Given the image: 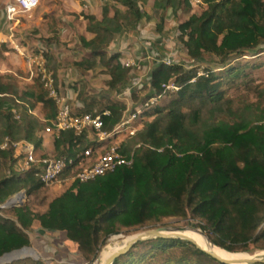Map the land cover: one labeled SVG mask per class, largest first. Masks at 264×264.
Listing matches in <instances>:
<instances>
[{"label": "trees", "instance_id": "1", "mask_svg": "<svg viewBox=\"0 0 264 264\" xmlns=\"http://www.w3.org/2000/svg\"><path fill=\"white\" fill-rule=\"evenodd\" d=\"M114 1L122 10L110 16V6H104L100 20L86 17L88 31L94 36L80 40L86 56L71 63L82 75L97 66L104 68L98 74L108 76L104 82L107 90L95 97L84 92L80 84L78 90L73 87L77 91L74 100L82 104L67 102L75 115L108 110L110 115L104 117L103 128L108 132L120 123L125 108L112 94L128 87L130 72L119 54H108V47L115 36L136 30L146 16L142 11L145 0ZM188 1L160 0L156 8L175 15ZM204 2L206 9L178 29L189 56L195 61L205 60L209 67L198 77L183 64L160 63L152 68V89L143 103L161 95L160 85L173 76L179 91L163 107L145 112L146 116L153 114L154 120L119 146L122 154L132 156V165L118 167L86 183H72L73 188L54 199L42 214L32 215L27 207L0 208V258L29 245L27 232L34 220L43 230L64 232L87 263L96 260L110 236L123 229L153 228L165 218L196 222L209 241L227 253L264 251V104L262 108L245 107L246 96L241 91L257 93L260 85L239 62L232 63L264 53V0ZM55 43L44 39L39 47L44 49L47 69L54 78L56 61L51 49ZM156 53L163 58V52ZM215 59L222 71L213 70ZM231 89L240 92L232 97ZM8 91V86L0 88L4 97L0 98L5 99L0 100V144L8 137L13 142L31 144L36 152L42 143L38 132L43 124L28 113L29 106L23 100L45 106L49 120L55 118L57 107L39 79L22 93V103H17ZM12 108L19 120H15ZM20 132L22 135L17 136ZM96 145L87 134L76 136L72 131L60 132L52 142L55 159L73 158L76 164L88 148ZM0 156V205L22 189L32 195L44 187L40 162L18 172L15 166L19 156L13 148L0 150ZM74 174L71 167L59 179ZM0 264L48 263L26 258ZM113 264L225 263L188 241L158 238L135 244Z\"/></svg>", "mask_w": 264, "mask_h": 264}, {"label": "rangeland", "instance_id": "2", "mask_svg": "<svg viewBox=\"0 0 264 264\" xmlns=\"http://www.w3.org/2000/svg\"><path fill=\"white\" fill-rule=\"evenodd\" d=\"M2 1L3 3L7 2V0H0V2ZM159 1L160 0H145L143 4L142 2H138V3L142 4V11L146 12L148 8L156 7ZM110 2L111 4H113L109 8L110 16L114 14L115 10L117 9L122 10V8L114 0H110ZM191 3H192L191 0H189L187 6L182 7V9L177 14L175 15L172 14V17L170 19L168 18L166 19V17L164 18L163 16H161L163 13L165 15L166 12H162V9L158 7L157 12L159 15L157 14L156 16L158 22L157 24L151 27L152 29L151 28L148 29L150 33L135 35L134 38L135 41H133V43L131 42L123 43L122 53L120 54L118 53L122 57L121 61L123 66L125 67L126 63H135V65H137L138 68L125 67L130 71L129 79L131 80V85L130 87L128 86L124 90H121L117 94L115 93L112 94V98L118 100L119 102H122L125 105V108L122 113L123 116L121 121H123V119H125L130 114H132L131 112L132 108H134L133 113L137 110H140V107L143 103L142 101L145 100L146 96L149 94L150 90L152 89L150 83V74H148L149 71L148 67L152 68V66L151 65L143 66V62H146L147 64L150 62L151 64L155 63V61H153L152 58L154 55L157 54L156 53V50H158L157 48L162 47V50L165 53L162 60H165V58L166 59L170 58L173 63L183 64L186 70L188 71L193 70L196 73L197 77L202 76L205 73V70L209 67V64L205 60L195 61L194 59H192L188 54L187 48L183 45V43L180 41L179 38L181 31L178 28L181 26V24H184L192 16H199L206 9L207 6V3L204 2V0H202L203 4L199 6H193ZM17 25H19V23H17ZM152 32H155L156 34L152 35ZM69 34L70 31L68 30L65 36H69ZM64 39H67V37H65ZM17 43L20 45V39H17L16 44ZM112 44L113 43H111V45L108 47L110 49L109 51L111 52L115 50V47L113 46L114 44L113 45ZM23 61L25 62V60ZM69 62L72 63L70 57H65V58L62 57L60 59V65L63 66L64 70L65 69L67 70L68 67L67 64H69ZM214 62L215 63L218 62V59H215ZM237 62H239L242 68L246 69L245 71L247 74L250 73L249 76L255 81V83H258L260 85L259 92L257 93L254 92V93L246 94V91H241L242 94H245L243 96H246L245 107L249 106L250 108H256V107L262 108L264 104V53L258 54L256 56L247 55L233 61L232 63L234 64ZM5 64L10 65V61L8 62L4 57L1 56L0 66L2 70H4L7 67L4 66ZM251 65L256 66V68L251 69ZM212 68L216 72L223 70V67L218 63L213 64ZM27 71L29 73L28 67H27ZM29 77L33 78L32 85L37 84L38 78L36 76L29 75ZM24 79H25L24 74L19 71H16L15 75L12 72H4V71L2 73L0 72V88H5V86H8L9 88L8 93L11 96L17 98L18 99L17 101L21 102L19 98L22 97V93L25 91V86L27 85ZM95 79L97 80H94L93 82H89L88 84H84L83 90L84 92L90 93L92 96L98 97L101 94V92H104V90L107 89L105 84L102 81H100V78L97 77ZM107 79L108 76L104 75V82ZM173 79H175V76H173L167 83L160 85V87L163 89L161 95L147 98V100H152V99L159 100L157 107L158 106L163 107L168 102V100H170L172 95H175L179 91V87L174 83ZM71 80L74 79L71 77ZM240 82L242 81H239L238 83ZM54 84H55V89L59 96L64 98V100H74L69 98V95L73 93L72 92L70 93L68 89H62V90L58 89L57 84L55 82V78H54ZM173 88H175V90H171ZM238 92H240V89H231L229 91V95L232 97L237 96L239 94ZM75 94L77 95L76 92ZM76 95L73 96V98H75ZM3 98H0V100L5 101V99ZM23 101L33 106V102L31 100L26 99ZM143 112L144 111H142V113ZM47 113L50 114L48 110ZM154 118L155 116L153 114H151L150 116L143 115L140 119L141 121L139 120V118H137V121H135L134 127L132 128V134H135L138 130H140L143 127L144 124L151 122L152 120H154ZM53 119L49 121H40L36 119L38 122H41L43 124L42 130L39 131L38 133L40 134L44 132L45 128L48 127L49 122L52 121ZM132 134H129L128 132H124L116 135L113 138V144L117 146H121V143L124 140H127V138ZM20 135H22L21 132L17 136ZM95 137L96 135L90 132V139H93ZM19 142H25V141H19ZM27 144L29 146H32L29 143ZM51 150L52 151L49 152L36 150L35 162L38 163L42 159L56 157L57 154L53 152V146ZM105 151H107V149H105L104 152ZM100 153H103V151H101ZM97 155H98L97 153H93V156L90 158L89 161H87L86 165H89L91 162H93L96 159ZM1 160H3L2 156H0V161ZM84 162H82V164ZM36 163H34L33 165H35ZM15 168H17V166H15ZM70 178L59 180L58 182H54L48 186H44L32 195H27L26 191L22 189L16 192L13 196H11L6 202L1 204L0 208L4 204H6L9 200L14 199L18 195H20L21 197L18 200H16L15 207H27L29 213L32 215L42 214L47 210L48 205L54 199L60 197L65 192L73 188L72 183L69 182ZM196 224H197L196 222L187 219L182 220L179 218H165L162 220L161 223L157 224L153 228H142L137 231L133 229L132 230L123 229L118 235H112L109 238H107L104 244L102 245L101 249L99 250L96 260L93 261L92 263H87L80 255L77 245L69 241L66 238L64 232H50L47 230H43L39 222L37 220H34L32 221L29 231L27 232L29 236V245L23 247L26 248L27 250L21 256L34 260L41 259L48 264H100L99 262L100 257L104 255L106 252L110 251L112 248L127 241L129 238L135 236L136 234L158 228L182 229L184 231L183 234L194 235L197 238H199L202 243H205L206 238L200 233V231L202 232V230L197 228ZM236 255L241 256L240 259H248V258L262 256L264 255V251H252V253L236 254ZM219 257L223 258L222 256Z\"/></svg>", "mask_w": 264, "mask_h": 264}, {"label": "crops", "instance_id": "3", "mask_svg": "<svg viewBox=\"0 0 264 264\" xmlns=\"http://www.w3.org/2000/svg\"><path fill=\"white\" fill-rule=\"evenodd\" d=\"M9 2V0H7L6 3H3V1L0 2V59L2 56L8 62L10 61V65H4L7 66L4 70H2L0 66L1 73L3 71L12 72L14 75L16 71L23 73L25 77L24 81L27 83L25 91L28 90L32 86L33 78L29 77L27 65L23 61V57L14 51L13 44H16L17 39H20L21 47L26 48L27 51H35L41 46L40 43L42 40L51 39L53 42H56L51 49L54 53L53 56L56 59V64L54 66L55 82L58 89H68L70 93H73L69 95L70 99L76 98H73V96L76 95L75 92L77 93V91H74V86H76V89L78 90L80 84L84 85L93 82L94 80H97L95 79L97 77L104 83V74H98V72L104 70V68L97 66L94 70L82 75L74 70L70 62L67 64V70H64L63 66L60 65V59L62 57H70V59L74 61L86 56L87 52L81 48L80 40H89L94 36L88 31L86 17L93 16L96 20H100L103 15L104 6L113 5L110 0H39L37 7L30 14L22 16L19 19V25H16V28L15 26L13 28L12 24L8 22L4 16V8ZM157 11L158 9L156 7L148 8L143 22L136 30L125 31L124 34L122 33L115 36L112 42L115 50L111 52L108 48V54H120L122 53L124 42L133 43V41H135V35H142L144 33L149 34L150 31L148 29L158 22L156 17L158 14ZM161 16L164 18L166 17V19L172 17L171 13L167 12L165 15L163 13ZM11 28H13V31ZM68 30L70 31V34L69 36H65ZM155 34V32H152V35ZM11 36H13V39H11ZM65 37H67V39H64ZM157 49V51L161 53L163 52L164 57L165 53L162 50V47ZM150 65L153 68L156 64H151V62L147 64L146 62H143V66ZM152 68L148 67V74H150ZM71 77L74 80H71ZM126 83L129 86L131 80H127ZM102 93L103 92H101V94ZM1 97L3 96L1 95ZM31 101L33 102V106L26 103L31 111L29 114L40 121H48L50 116L47 113V108L39 102ZM66 101L76 105L82 104L79 100ZM39 135L42 139V143L38 151H52V141L54 136L45 134L44 132Z\"/></svg>", "mask_w": 264, "mask_h": 264}, {"label": "built area", "instance_id": "4", "mask_svg": "<svg viewBox=\"0 0 264 264\" xmlns=\"http://www.w3.org/2000/svg\"><path fill=\"white\" fill-rule=\"evenodd\" d=\"M191 2L193 6L203 4L202 0H191ZM37 5L38 0H11L4 8V16L14 28L19 19L22 16L31 13ZM13 28H11L12 31ZM11 39H13V36H11ZM13 48L17 54L24 58L27 67L29 68V75L36 76L39 79L43 89L48 93L49 98L52 99L57 107L55 118L49 122V125L45 128L44 132L51 136H57L60 132L72 131L76 136L87 134L89 139L90 132L96 135L95 138L90 140H95L97 145L95 147L88 148L83 154V159L81 158L80 162L77 164L73 158L42 159L40 161L42 165L40 180L44 186L58 182L60 180V176L71 167H73L75 174L70 178L69 182L86 183L102 177L107 173H111L118 167H129L132 165V156L122 154L120 152V147L113 144V138L124 132L132 134V128L134 127V123L137 121V118L140 120L145 112L156 107L159 100H147L141 105L140 110L130 114L111 131L106 132L103 128L104 117H108L110 115L108 110H104L101 113L75 115L68 107L67 101L58 95L55 89L54 78L46 67L44 49L38 48L35 51H27L26 48H23L15 43L13 44ZM162 59L163 58H159L157 54L152 58V60L157 64L163 63L165 65H171L173 63L170 58H165V60ZM125 67L138 68L135 63H126ZM171 90H175V88ZM16 102L20 103L17 100ZM142 111L144 112L142 113ZM12 113L14 114L15 120L20 119L14 108H12ZM28 113H31L29 109ZM9 146L15 151H19H16L19 156L16 168L18 172H25L29 170L32 164L36 163V152L33 146H29L25 142H13L10 138L6 137L0 144V150H5ZM104 148L107 149V151L104 152ZM101 151H103V153H100ZM93 153L98 154L96 159L89 165H86L87 161H89L93 156ZM82 162L84 163L82 164Z\"/></svg>", "mask_w": 264, "mask_h": 264}, {"label": "water", "instance_id": "5", "mask_svg": "<svg viewBox=\"0 0 264 264\" xmlns=\"http://www.w3.org/2000/svg\"><path fill=\"white\" fill-rule=\"evenodd\" d=\"M20 197L21 196L18 195L14 199L9 200L6 204H4L1 207V209H8V208L15 207L16 206V200H18ZM183 232L184 231L182 229L158 228V229L149 230V231H145V232L136 234L135 236L129 238L126 241V243L122 246V248H120L112 256H110V258L106 261V264H113V262L117 258H119L120 256L127 253L131 248H133V246H135V244H137L139 242L155 240L158 238L180 239V240L188 241V242L194 244L200 250L204 251L205 253H207L208 255L213 257L214 259H216L222 263H225V264H254V263H263L264 264V255L259 256V257L248 258V259H235V260H226V259L220 258L215 253H213V252H211L205 248H202L194 240L190 239L189 237L182 235ZM200 233L208 240V242L210 244H212L203 232L200 231ZM26 250H27L26 248H21L20 250H16V251L4 254L2 256V258H0V262L9 263V262H12L15 260L27 258V257L21 256Z\"/></svg>", "mask_w": 264, "mask_h": 264}, {"label": "bare ground", "instance_id": "6", "mask_svg": "<svg viewBox=\"0 0 264 264\" xmlns=\"http://www.w3.org/2000/svg\"><path fill=\"white\" fill-rule=\"evenodd\" d=\"M186 237H189L190 239L194 240L198 245H200L202 248H205L219 256H222L223 258L225 259H229V260H235V259H240L241 256L239 255H236V254H230V253H227L219 248H216L215 246H213L212 244H210L208 242V240L206 239V242L205 243H202L200 241L199 238H197L196 236L194 235H188V234H182ZM126 243L123 242L119 245H117L116 247L112 248L110 251L106 252L104 255H102L100 257V264H106V261L110 258V256H112L117 250H119L120 248H122V246Z\"/></svg>", "mask_w": 264, "mask_h": 264}]
</instances>
